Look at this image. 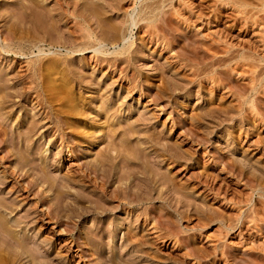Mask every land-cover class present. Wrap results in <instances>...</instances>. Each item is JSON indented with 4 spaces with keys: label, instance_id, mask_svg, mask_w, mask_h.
I'll list each match as a JSON object with an SVG mask.
<instances>
[{
    "label": "rangeland",
    "instance_id": "rangeland-1",
    "mask_svg": "<svg viewBox=\"0 0 264 264\" xmlns=\"http://www.w3.org/2000/svg\"><path fill=\"white\" fill-rule=\"evenodd\" d=\"M102 3L105 9L102 18L106 19L103 24L110 23L122 27L121 33L125 29L127 32L123 41L105 45L109 50L107 57L120 58L115 64L108 65L102 58L101 62L93 50L70 54L61 44L52 43L40 44L26 56L0 54V66L6 71L2 76L9 80L4 81V89L0 88V99L12 92V102L0 111L4 113L0 114V127L6 129L3 136L6 143L0 146V177L6 184H0V196L9 201L18 200L19 211L12 216L18 219L33 213V218L49 206L46 199L36 202L37 195L28 191L25 182L27 175L30 182H35L41 176L37 165L47 160L50 166L47 175L52 180L56 177L58 184L50 187L42 181L43 186L35 184L33 188L40 187L39 194L51 198L53 205L57 202V185L62 186L69 197L64 203L68 202L70 207L65 204L64 210L66 206L67 209L61 211L60 220L52 215L42 220L33 218L36 221L29 223L27 232L30 231V240L35 239L45 251L49 249L50 264H117L119 259L121 264H264V0H105ZM74 23L75 20L69 21L67 27L74 29ZM67 27L62 29L68 30ZM33 35L44 37L45 33L41 30L39 35ZM124 45H132L129 52L117 54ZM46 55L58 58L61 62L58 69L68 71L75 78L74 83L70 82L73 86L69 83L71 87L63 88L65 91L61 88L59 93L63 90L76 94L79 101L86 99V116L73 118V112L61 107L60 101L50 107L40 104L46 91L36 88V84H44L48 79L47 88L57 84L49 79L53 75L62 79L60 74L48 72L46 64L36 74L28 70L31 59ZM30 81L36 82L31 85L33 89H28ZM113 98L110 105L113 109L107 115L102 114L104 101ZM57 108L65 109L63 115L73 119L70 125L57 124ZM109 114L120 118L114 124H118V134L121 133L118 137L123 129L136 126L139 134L131 132L132 146L143 143L139 149L143 154L147 152L151 160L153 169L150 167L149 172L155 181L154 196L162 189V198L149 206L125 207L102 219V178L97 183L96 179L90 182L84 179L83 172H88L86 164L96 161V155L106 149L107 141H113L110 134L102 139V127L107 132L110 126L107 119L113 116ZM36 121L38 132L26 134L31 126L27 122ZM79 122L90 124L95 136L100 138L97 153L82 141L83 134L77 141L68 142L73 130L81 132L76 128ZM145 132L155 135L156 141L160 138L158 142L162 146L156 144L155 149L152 144H145ZM22 134L30 139L26 140ZM18 140L20 144L25 141L22 149ZM81 144L84 150L78 146ZM16 147L32 154V163L20 170L21 174L27 173L25 177L10 174L17 171ZM165 148L169 151L165 152ZM152 170L164 172L168 179L159 181L157 176L154 180ZM77 198L83 200L81 203L88 210L89 205L92 208L99 205L100 211L90 213L81 225L74 226L81 218L80 209L84 208ZM121 216L125 221L118 224L116 239L106 236L102 240V229L111 227ZM112 247L117 254L110 253ZM20 264L31 262L25 258Z\"/></svg>",
    "mask_w": 264,
    "mask_h": 264
},
{
    "label": "bare ground",
    "instance_id": "bare-ground-1",
    "mask_svg": "<svg viewBox=\"0 0 264 264\" xmlns=\"http://www.w3.org/2000/svg\"><path fill=\"white\" fill-rule=\"evenodd\" d=\"M102 1H105V0H58L56 2H54V0H0V37H1L0 54H2V53H4V54H6V53L7 54L14 53L16 55H19L20 57L21 56H26L27 52L31 51L35 47L39 48L40 44L52 43V44H55V45L56 44H58V45L61 44L62 47L64 46L66 48V51L68 53H70V54H72V53H82L83 54V53L88 52L89 50H93L94 53H95V57L97 59L101 60V58H102V60L104 62H106L108 65L110 64V62H114V64H115L117 61H119L120 58L119 59L118 58L114 59L113 57H107L108 55H106V53H108L109 50L105 49V47H106L105 45H107L108 43L116 44V43H118L120 41H123L124 38H126L125 37L126 29H125V31L123 29L124 33L123 32L121 33V31L119 30L120 27L119 28L113 27L112 25H110V23H109V25L107 24L108 26L106 24H105L106 26L103 24V23H105L104 21L106 19L103 20V18H102V13H104V11H105V9L103 8L105 2L102 3ZM52 2H54L53 5H51ZM8 3L10 4V7H8V5L5 7V5L8 4ZM115 7H116V4H115ZM102 9H104L103 12H102ZM106 14H107V12H106ZM73 20H75L74 27H73L74 29H72V28L70 29V27H67V26L69 25V21L72 22ZM106 23H107V21H106ZM63 27H67L68 30H65V29L63 30L62 29ZM120 29L122 30V27ZM41 30L45 33L44 37H38V36L36 37L35 36L36 34L33 35V33H37L39 35V32ZM76 33H79L78 34L79 36H77ZM79 37H80V42H77V39ZM110 41H114V42H110ZM126 45H128V44H126ZM126 45H124L123 47L120 46L119 49H121V50L118 51V52L114 51L113 53L117 52V54H122V53L129 52V50H130L132 45H130V46H126ZM101 54L105 55V56L104 57H100ZM47 57H50V56L46 55L45 58H40L39 57V59H37V60L31 59L28 62V70H30L33 74H36V72L39 70L40 67L41 68L42 67L45 68L46 65H48L50 67L49 68H47L48 66L46 67L47 71L49 70V71H51V73L54 72L55 74L56 73L60 74L62 76V79H60V80L55 79V78H53L54 77V75H53L52 78H49V79H50V81H51V79H54V81H56L57 84L56 85L54 84L55 86H49L48 85L47 88H46V82L48 81V79H46L44 84L43 83L36 84L37 85L36 88H38L40 90H43L44 92L46 91V95L43 97V99L41 98L40 104L45 106V107H47V106L50 107V105L53 104L54 102H56V101L59 102L60 101V103L62 104L61 107H63V108L67 107V108H69L68 110L71 111V113L73 112L71 114L73 116V118H77L81 114L85 115V113H84V112H86L85 111L86 110L85 106L87 104L86 99H83L82 101L81 100L79 101L77 99L79 97H76L75 96L76 94L74 95V93L72 91L71 92L73 94H71V93L69 94V92H67V91L66 92L68 94L63 92V90L66 87H69V86L71 87L70 84H72V86L74 85L73 83H74V79L75 78L69 76L68 71L64 72L65 70L62 71V70L58 69L61 66V62H60V60H58V58L56 59V58H53V57L52 58H47ZM102 60H101V62H102ZM71 72L73 73V71H71ZM4 73H6L5 69H2V67L0 66V88H1V90L4 89L3 87H5L4 81H6V82L9 81V80L7 81V79L5 77H4L5 78V80H4V78H3V76H5ZM18 74H20V73H18ZM7 75H9L8 72L6 74V77H7ZM18 76L20 77V75H18ZM67 76L70 77L69 80H68ZM66 78L68 80L67 82L65 81ZM82 78L85 79V77H82ZM8 79H9V77H8ZM77 79H78V77H77ZM15 80H17V79H15ZM72 81H73V83H70ZM34 82L30 81L28 89H30V88L33 89V86H31V85ZM81 84L83 85V82ZM61 88L62 89L64 88V89L62 90V92L59 93ZM6 89H8V88L6 87ZM47 92H48V94H47ZM5 93H6V91H5ZM4 95L5 96L2 95L3 96L2 97L3 100L0 99L1 100V102H0V105H1L0 111L3 110V108L7 106L6 104L8 102H12V99H11L12 98V92L10 94L8 92L7 94H4ZM79 95H81V94H79ZM20 96H22V95H20ZM113 103H114V98L113 99H106L104 101L103 105H102V108L100 107L102 109V111H103L101 113L105 114V115H107L108 112L110 113V109H113L112 106H111L112 108H110V105H113ZM105 108L107 110L104 111L103 109H105ZM63 110H65V109H63ZM63 110L61 108L60 109L57 108V110H55L56 111V113H55L56 115L55 114L54 115H55V117L57 119H59V123H57V124H59V125H63L64 124L66 126L68 124L70 125L71 124L70 121H73V119L69 118V116H64L63 114L66 113V112H64ZM68 110H67V112H68ZM114 111H115V109H114ZM0 114L3 115L4 113H0ZM46 115H47V113H46ZM52 115L53 114L51 113V116ZM111 115H113V116H111ZM111 115L109 114V116H111V118H108V119L106 118L107 122L105 121L106 124L110 125L108 131L106 130L107 132H105V130L103 129L104 127H102V130L104 131V132L102 131V139L104 140L105 136H110L111 135L110 137L113 138V141L109 142V143L107 141V144H108L107 147L102 146V147H104L106 149H102V151H100L99 154L96 155V158L94 157L96 161H91L90 163L88 162V164H86L87 167L89 165L88 168L86 167L88 172L83 170L84 171L83 172L84 173L83 174L84 179L88 178L87 180H89L90 182H93L96 179V181H94V182L97 183V179L100 178V180H101V178H102V181H100V182H102V207H101L102 209L100 208L102 210L101 211L102 219H105V218H108V217H110L112 215H115L117 212H119L121 209H124L125 207L130 209V207L131 208H135L136 206H143V207L144 206H149V204L154 203V201L156 199H159V198L161 199L162 198V196H160V194L162 193V191H161L162 189L158 190L159 191L158 194L156 193L157 197L154 196L155 194L153 193V191L156 190V187H154L155 184L153 185V183H155V181L151 180V176H150V172H149L150 171V167L152 168V166L150 165L151 160H150V157L148 156L147 152L143 154L141 152L142 150L140 151V149H139V146L143 145V143L139 140L140 142L138 143L139 144L138 146H136V145H135L136 147H134V145L132 146L133 143H132L131 137H130L131 132L134 135L135 134H139V131L136 129V126H132L133 125L132 124L129 130H127V129L124 130L123 129L122 136L118 137V136H120L121 133L118 134V131H119L118 124H117V126H114V124L116 123L117 119L119 120L120 118H117V116H118L117 114H116L117 116H115V114H111ZM37 121L36 122H32V123L31 122H27V123H30L31 126L30 127L28 126L29 127L28 128L29 131L26 129V131H28V133H26V134L29 135V132L30 133H32V132L37 133L38 132V130H39L38 126L35 125V124H38ZM131 121H132V119H131ZM74 122H76V121H74ZM59 125H58V127H59ZM77 126L78 127H76V128L79 129V131H81V132H73L74 131L73 130L71 132V134H70L71 137L69 138L68 142H71V140L75 141L79 137L80 134L81 135L83 134L82 137L84 139L82 141L87 142V144L91 146L92 151H95L96 149H98V147H99L98 144L100 143V138H97L95 136L94 131L92 130L93 128H91V125L90 124H87V125L85 124L84 125L81 122H79ZM105 128H106V126H105ZM1 129L3 130L4 128L0 127V146L2 144L6 143V140L3 137L6 134V132H5L6 129H4V131H2ZM148 132H147V134H148ZM26 134H24V135H26ZM145 134H146V132L144 133V135ZM147 134H146L145 144H148V145L152 144V147H155L156 144H158L157 147L162 146L158 142L159 140H161L160 138H159L158 141H156L157 137L155 138V135L153 136L152 134H150V135H147ZM28 135H26V137H28ZM26 137H25V139H26ZM110 137H108V138H110ZM27 139H30V138H27ZM117 139H119L120 141L119 142L114 141V140H117ZM15 140H17V139H15ZM152 141H155V142H152ZM18 142H19V140H18ZM23 142H25V141H23ZM23 142H22V144H20V142H19V148L20 149L23 148L22 147L23 146ZM103 143H104V141H103ZM26 145H27V143H26ZM78 146L81 147V149H83V150L85 148V146H83L82 144H81V146L80 145H78ZM90 146H89V148H90ZM1 147H3V146H1ZM67 147H69V146H67ZM163 147H165V146H163ZM71 148L72 147H70V149H69L70 152H71ZM16 149H17V147H16ZM16 149H14V150L16 151ZM20 149L19 150L17 149L19 152L16 151L15 155H14V153L12 154V155H14V156H16L18 158L17 166L15 165L16 166L15 170H17V171H15V173H11L10 172V174L11 175L12 174H16V175L25 177L27 175V173L24 174V172H22V174H21L20 170H22V168L24 169V167H27V165L30 162L32 163V161H33L32 159L33 158H31V156H32L31 152H21ZM26 149H28V147ZM155 149H156V147H155ZM159 149L160 148H158V150ZM47 150H49V149L47 148ZM167 150H166V148L164 149L165 152H167ZM177 150H175V151H177ZM34 152H36V151H34ZM84 154H85V151H82V155H84ZM36 155L37 154H35V156ZM174 155L176 156V153ZM33 156H34V154H33ZM3 158L4 157H2V159ZM176 158H177V156H176ZM34 159H35V157H34ZM171 159H172V157H171ZM46 161L47 160H44V161L41 162L42 164H38V165L36 163V165L39 166L38 167L39 171L37 170V167H36V171L40 172L41 176L39 178H37L39 176V174H38V176L36 177L37 179L36 178H35L36 180L34 179L35 182L33 180L31 182L29 181L30 180L29 175H27L26 179H25L26 180L25 182H28L27 184H28V186L30 188V189L27 188L28 191L30 193L31 192L32 193L35 192V194L37 195V199L38 200H36V202L38 201V203H39L40 201L46 199V201L50 203V204H48L49 206H47L45 211L41 210V211L37 212V210H35V213L37 212L36 214H38V215H36L33 218H35L36 220H42V219H44V216H46V215H47V217L49 215H52L54 219L56 217H57V219H59V217H60L59 215H61V211L64 210L65 204L68 203V202L64 203V201L67 198V194H68L66 192L67 190L64 191L61 188L62 186L60 187V185H57L58 186L57 188L59 190L58 193H56V194H58L57 195V199L55 197L56 195H53L55 197L56 201H57L56 202L55 199H54V201L56 203H53V205H51L52 204L51 198L49 200V198L47 199V197L45 198V196H43L44 193L43 194H39V191H40L39 189H40L41 186H43L42 183H41L42 181H43V183L46 182L50 187L51 186L54 187L56 184H58V182L56 180V177H54L55 180L54 179L52 180L51 176L49 175L50 176V178H49V176L47 175L49 173V169L48 168L50 166L48 167V165H47L48 162H46ZM226 163H227V161H226ZM50 164H51V162H50ZM156 167H158V166H156ZM32 170L35 171V168L32 169ZM27 172L30 174L29 171H27ZM151 173L155 174L154 180H157V178H158L159 181H160V179H162L163 181H166L168 179V176L166 174H164V172L162 173V171L159 174L157 172L155 173V171L152 170ZM10 174H9V177H11ZM91 174L92 175L94 174L93 175L94 177L92 179L90 177ZM16 175H13L12 178L17 181L18 178H17ZM33 176H32V178L35 177V176L34 177ZM28 178H29V180H28ZM63 179L64 180L66 179V181L69 180V182L71 183V179H67L66 177L63 178ZM63 179H62V182H63ZM5 181H6L5 179L3 180L2 177H0V184L1 185L3 183L6 184ZM77 182H79V181H77ZM116 183H118V184L120 183V186L119 185L116 186ZM35 184L40 186L39 189L34 190V188L36 186L33 188V185H35ZM65 188H66V186H65ZM136 188H137V190L135 191ZM82 197H84V196H82ZM67 199H69V197ZM77 199H79V198H77ZM81 200L79 201L80 203H81ZM74 201H77L75 203H79L78 200H74ZM17 202H18V200L16 201V199L14 201H9L6 198H3V197L0 196V264H20L21 261L23 259H25V258H29V261L31 262V264H50L51 260L49 259L50 262L48 260V258H49V256H48L49 249H46V251H45L44 249H42V247H40V245H38L39 243H36L37 241L35 239L34 240H30L32 237L30 239L28 237V235H30V233H29L30 231L27 232V226L30 225L29 223L32 224V221L35 220V219L32 218V216H33L32 214L33 213H29L28 212L29 213L28 215H26L24 217L20 216L21 218L18 217V219H17V217L12 216L14 212L19 211V209H18L19 207L17 205L19 203H17ZM43 203H46V202L43 201ZM81 204L83 205L84 203H81ZM67 206H69V205L67 204ZM67 206L65 207L64 211H66ZM80 206H79V208H80ZM89 206L91 207L90 210H88V208L84 207V205H83L84 208H82V206H81L82 209H80L81 212L79 213V216H81V218H80L79 222L77 221L78 223H74L73 224L74 226H77L79 224L81 225L83 219L86 216L90 215V213H96V214L99 213L100 210L98 211L99 208H97V206H99V205H97L96 208H92L91 205H89ZM78 211H79V209H78ZM25 213H26V211H25ZM116 220L117 221H115L114 223H111V227H109V228L105 227L106 229H102V240H104V238H106V236H111L113 238V240L116 239V237L118 235V224L121 223L124 220V218H122V216H121V217H119V219L116 218ZM37 236L38 235H36V238H37ZM126 241H127V235H126ZM85 250L88 251V247ZM106 250H109V247H107ZM115 250L112 247L110 253L112 252V253H116L117 254V252ZM103 251H104V249H102V252ZM119 260L121 261V259H119ZM120 261L117 260V264ZM121 263H123V262H120V264ZM128 263L130 264V262H128Z\"/></svg>",
    "mask_w": 264,
    "mask_h": 264
}]
</instances>
